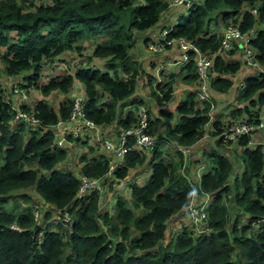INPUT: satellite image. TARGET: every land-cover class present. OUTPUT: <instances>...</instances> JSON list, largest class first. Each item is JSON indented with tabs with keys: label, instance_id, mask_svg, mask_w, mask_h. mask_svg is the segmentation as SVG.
Here are the masks:
<instances>
[{
	"label": "trees",
	"instance_id": "16d2710c",
	"mask_svg": "<svg viewBox=\"0 0 264 264\" xmlns=\"http://www.w3.org/2000/svg\"><path fill=\"white\" fill-rule=\"evenodd\" d=\"M170 1L0 0V69L10 76L30 71L23 75V85H34L44 95L68 92L77 79L85 90L86 117L97 124L116 121L117 126H129L136 120L135 109L118 116L117 110L135 91L141 72L130 49L137 32L157 22ZM186 6L167 37L182 36L193 45L187 51L183 79L196 82L195 89L196 50L213 54L220 41L221 31L210 29L212 17L224 24L232 19L243 31L252 29L250 47L263 69L244 78L236 96L237 103L243 104L231 114L243 112L247 119L258 120L264 104V25H256L264 24V0H190ZM86 41L93 45L87 59H102V67L87 63L73 73L60 72L39 82L44 61L49 63L69 49L83 53ZM233 49L228 51L233 53ZM239 65L237 59L213 55L209 92L211 88L227 91L232 81L224 75L234 73ZM173 81L156 82L152 93L158 105L171 98ZM5 97L0 81V264H264L262 144L250 145V132L235 137L243 169L232 181L233 163L218 149L207 152L209 165L206 160L197 163V169L202 168L193 172L192 153L185 155L170 146L175 142L192 146L202 138L214 104L211 96L199 99L195 90L189 91L176 106L174 123L171 111L152 116L147 107L149 131L157 136L156 144L151 150H129L113 176H107L110 159L104 146L105 153L97 151L84 134L76 139L86 147L78 156L79 170L63 165L71 152L54 142L51 126L68 117L71 98L57 110L46 99L38 100L33 112L39 123L29 124L12 121L11 103ZM231 122L212 120L209 134L217 138L216 145H221L222 131ZM145 163L149 175L143 182L131 183L129 195L117 190L104 194L130 169ZM80 173L101 179L102 190L87 187L79 194ZM207 193L211 199L205 207V221L210 230L196 233L194 225L182 218L184 214L179 218L177 214L186 211L192 196L202 202ZM224 194L232 197L231 211ZM37 198L57 211L70 212V228L46 222L49 208L43 221L35 220ZM176 220L182 222L178 228L171 225ZM167 230L176 236L168 239Z\"/></svg>",
	"mask_w": 264,
	"mask_h": 264
},
{
	"label": "crops",
	"instance_id": "0c3cea01",
	"mask_svg": "<svg viewBox=\"0 0 264 264\" xmlns=\"http://www.w3.org/2000/svg\"><path fill=\"white\" fill-rule=\"evenodd\" d=\"M182 5L183 4H171L170 3L169 7L160 14V17L158 19L159 21H161L160 24H157L159 22L157 20V22H155L150 27L137 32V35H136L137 42L130 49V53L132 54L133 58H135L136 60L140 62L141 72L139 73L137 77V85H136L135 91L133 92V94L135 93L134 96L133 94H131L129 97H127L125 100L121 102V105L119 106L117 110L118 112L117 116L120 114L121 115L124 114L128 109H133L132 106L134 103H132V101L140 99L139 97L140 95L152 93V90H153V88L151 87L152 83L162 81L165 78L167 79L173 78L174 80L173 81V93H172L171 98L162 105H158L156 103V100H154L151 103V106L147 103L148 105L147 107L150 110V113L152 114V116H160L162 111L163 112L171 111L173 113V117L171 118V121L174 123L178 117V113L176 112L177 104L179 103L181 99H184L186 97L189 91L195 90L196 82H188L183 79L184 76L187 74V71L184 68V64L187 61L186 60L187 57L183 55L182 50L179 48L177 44H172L171 46H168L167 48H165L164 50L160 52L152 51L148 47V43L159 36V32L163 27L169 28L177 22L178 16L182 14L183 12H185L186 7H187L186 6L187 4L184 5L185 7ZM182 8L184 9L182 10ZM212 18L213 19L210 23V29L220 33V31H222L224 22L218 17L216 18L214 16ZM256 26H259V24ZM89 42H91V44L88 47L87 54L91 52V49L93 46L92 41H89ZM213 55H220V56H223V58L225 59H228V58L237 59L239 60L240 65L237 71H235L234 73H228L224 75V76L229 77L232 81V84L227 91H219L214 88L210 89V96L214 104L209 113L210 119L203 126V128L205 129L204 134L202 138L199 139L197 142L198 149H199V145H202L203 141L206 138H208L209 136L212 137L209 134V132L211 129V122L216 117L220 118L221 122L226 123V124L234 120H244L248 118V116L243 112L232 115L231 111L233 109H236L238 106H240V104H243V103L235 102V98L238 94V91L240 90V85L244 82V78L248 75L256 74L263 69L262 66L258 63V61H256L253 64L246 63L245 60L243 59V56L240 53V47L238 49L236 48L233 49V53L232 51H218V52H214ZM83 63L84 64L86 63L84 61V56H79L77 52L73 50H70V49L66 50L62 52L61 54H59L51 63H48L45 61L43 62L42 75L39 79V82L44 83L50 76L59 74L60 72L73 73L76 67L80 66ZM61 64L65 66L62 68ZM68 64H70L72 67L69 68ZM91 64H96L98 67H102L103 60L93 58L91 60ZM56 67H59L58 70L56 69ZM43 68H45V71L43 70ZM1 70H0L1 74H5L4 79H2L0 76V81L5 87L6 96L13 103H15L16 98L11 93V89H10L11 85L13 84L14 81L22 80L23 75L28 74L30 71H26L25 73L23 71L19 74L10 76V75H7L3 70L2 71ZM150 78L152 79L151 82H150ZM149 86H150V92L149 90H146V89H149ZM139 89H143V90L140 91ZM77 93H81L85 95V90H84L83 84L79 80L75 79L73 81V85L71 86L68 92H61V93L58 92L59 95L57 98V103L53 104L52 94L57 95V92L52 91L48 95H44L40 91V89L34 87V85H31L28 103L34 109L35 104L38 100L46 99L48 103L51 104V106H53V108L57 110L61 102L65 101L68 98H72ZM37 94H39L40 97L35 98V95ZM172 104H173V107L170 106ZM116 123H117L116 121H113L109 124H100L98 130H91V131L87 130L84 133V135H87V141L89 142V144H93V145L95 144V146L99 148V150L98 149L96 150L101 151L100 146H97V144L94 142L101 140L103 136L110 135L111 137H113L112 134L117 126ZM72 125H73V122L65 119V120H59L57 124H55L54 126H51V128L55 132L56 135H58L59 133H66V135L69 136L70 134L69 131L72 129ZM250 134H251V140L249 144L250 145L258 144V143L262 144L263 150H264V130L255 129L252 132H250ZM212 138H215V137H212ZM230 141L231 142L228 145V147L236 148L235 149L236 151H234L233 157L229 156L233 163L234 162L233 158H238L236 155V152L238 151V149L240 151L241 147L236 143L237 139L232 138L230 139ZM76 147H77V142H75V145L71 148L72 151H70L71 152L69 155L70 158L69 157L66 158L64 161V164L70 167H72L71 165H74V170L75 169L79 170L81 163L79 162L78 155H76L77 154ZM83 150H86L85 146ZM199 150L201 151V149ZM202 151L200 155H197V158H199V160L202 158ZM105 152L108 154V157H110L109 152L107 150ZM240 164H242V161H240ZM233 165L236 166V169L238 170L239 168L238 163H233ZM148 167L149 166H145V164H143V166L140 165L139 167L130 169L129 173L127 174V177H124L125 181L129 185L133 182H139V178H143V181H144L148 177L149 172H150V170H148L150 167L149 168ZM242 169L240 170V172L242 171ZM117 187H118L117 189L115 187L116 190H118L121 187L120 184H118ZM124 189L125 188L122 189V192L125 195H129L130 187L126 188L125 190ZM43 205L44 207H47L51 210L50 211L51 214L55 210V207L52 204H49V205L43 204ZM101 205H103V201Z\"/></svg>",
	"mask_w": 264,
	"mask_h": 264
},
{
	"label": "built area",
	"instance_id": "2783aa9c",
	"mask_svg": "<svg viewBox=\"0 0 264 264\" xmlns=\"http://www.w3.org/2000/svg\"><path fill=\"white\" fill-rule=\"evenodd\" d=\"M190 0H171V4H188ZM170 31V28L163 27L159 36L148 43L150 50L155 52H160L171 46L172 44H177L182 50L183 55L188 57L187 51L190 50L193 45L185 37L179 36L175 38H168L167 34ZM252 29L250 30H241L237 22H233L230 19L227 23L224 24L218 48L215 52L218 51H228L233 49L236 44H240V53L243 56V59L248 64H253L256 62V52L253 48L250 47V36ZM213 64V54L203 53L199 50H196L195 56V68L198 75L197 87L195 89L196 96L199 99H209V79L211 75V67ZM244 84L240 85V89L243 88ZM11 92L15 96L16 101L13 103L7 96L5 97L6 101L11 103L12 107V121L15 123L25 122L29 124L39 123V119L35 116L33 108L29 105V91L26 86L23 85L22 80L14 81L11 85ZM84 94L77 93L72 99V105L70 113L66 120L73 122L72 129L69 131V136L66 133H59L55 136L54 142L58 146H64L67 148L68 152L71 151V148L75 145L76 139L80 134H84L87 130H98L100 124L95 123L92 119L85 116L83 107H84ZM136 120L134 123L129 126L118 125L114 132L113 137L103 136L101 142L104 148L110 154V161L107 171V176H113L114 171L118 165L124 159L125 154L129 150H133L136 147H145L151 150L157 141V136L149 131V113L147 106L140 102L137 103L136 108ZM255 129L264 130V104L261 105L259 111L258 120L255 119H244V120H234L231 124L225 126L222 131L223 140H228L235 138L241 133L252 132ZM173 149H177L183 154L187 155L193 152L191 145H185L182 143H172L170 145ZM70 158V156L68 155ZM67 157V158H68ZM81 178V183L79 186V194H81L87 187H95L102 190L103 184L102 180L97 177H88L85 174H79ZM35 208L33 210L34 219L40 221L44 215L47 207H44L42 199H36ZM206 197L202 202H198L195 196H192L188 203L185 206L186 211L184 212V217L187 219V222L194 225V230L196 233H201L209 231V225L206 223L205 218L207 211L205 209L207 204ZM47 204V203H45ZM46 222L50 223H61L63 226H70L72 222V214L68 211L60 212L55 209L51 216L46 219ZM180 226V224H178ZM16 228V225H12ZM56 227V226H54ZM43 232L39 230L38 236H36V243H39L41 240L40 234Z\"/></svg>",
	"mask_w": 264,
	"mask_h": 264
},
{
	"label": "rangeland",
	"instance_id": "374dc122",
	"mask_svg": "<svg viewBox=\"0 0 264 264\" xmlns=\"http://www.w3.org/2000/svg\"><path fill=\"white\" fill-rule=\"evenodd\" d=\"M140 1V0H139ZM182 6H184V5H182ZM185 7V6H184ZM184 8H182V10H183ZM187 9V8H186ZM186 11V10H185ZM159 21V20H158ZM160 22L161 21H159L157 24H160ZM156 24V25H157ZM263 25L264 24H259V26L260 27H263ZM136 42H137V38L135 39V44H136ZM90 44H91V42H85V48H84V50L82 51L83 53H78L77 52V54L79 55V56H84V61L86 62L85 64H87V63H91V60H88L87 59V50H88V47L90 46ZM52 62V61H51ZM51 62H49V63H51ZM76 62V61H75ZM47 64V63H46ZM45 64V65H46ZM71 64H73V63H71ZM62 66V68L65 66V65H63V64H61ZM81 65H84V63L83 64H81ZM94 65H96V64H94ZM67 66V65H66ZM68 66H69V68H71L72 66L70 65V64H68ZM58 68L59 67H56V69L58 70ZM69 68H68V70H69ZM1 70V69H0ZM43 70L45 71V68H43ZM2 71V70H1ZM28 71V70H27ZM26 71H24V73H25ZM0 76H1V78L2 79H4L5 78V74H1V72H0ZM147 78V77H146ZM167 80V78H165V79H163L162 81H166ZM155 85H156V83H152L151 84V87L152 88H155ZM177 87V86H176ZM27 89H28V91L30 92V87H27ZM140 91L141 90H143V89H139ZM146 90H149V92H150V86H149V89H146ZM55 92H57V91H55ZM59 93H61V92H59ZM176 93V92H175ZM135 94V93H134ZM134 94H133V96H134ZM58 92H57V95H55V94H52V98H53V104H56L57 103V98H58ZM38 97H40L39 96V94H37V95H35V98H38ZM136 97V96H135ZM140 97V99L144 102V104L146 105V106H148L147 105V103L151 106V103L155 100V98H154V95H153V93H149V94H145V95H140L139 96ZM235 102H237L236 101V98H235ZM137 103L138 102H135L134 104H133V106H132V108L133 109H135L136 108V105H137ZM171 107H173V104L172 105H170ZM169 110V109H168ZM99 133H100V131H99ZM98 133V134H99ZM216 137L215 138H212V137H208V138H206L204 141H203V144L202 145H199V149H201V151H202V158L199 160V158H197V155H200L201 154V151L197 148L198 147V145H197V142L194 144V145H192V148H193V152H192V155H191V158H190V164H191V169H190V171H192L193 170V172L195 171V170H199L200 168H202V166H199V169H197L198 167H197V164L196 163H199V164H201L203 161H207V164L209 165V161H210V159L207 157V152L209 151V150H211V148H216V149H218L219 151H221L222 153H225L226 155H228V156H232L233 157V154H234V151H236L235 149L236 148H233V147H228V145L230 144L228 141H230V140H223V138H222V140H221V145L218 143V145H216ZM88 142V141H87ZM94 143H96L97 144V146H100L101 147V151H103V144H100V141H95ZM172 143V142H171ZM222 143H223V145H222ZM88 144H89V142H88ZM83 144H82V142H79V143H77V147H76V155H78L79 156V153H81L82 151H84L83 150ZM199 150V151H198ZM72 151V150H71ZM238 151H239V149H238ZM195 152V153H194ZM233 160H234V162L233 163H238V165H239V168H238V170L236 169V166H234L233 165V171H232V175L230 176V178H229V180L230 181H232L233 180V177L232 176H235V174H239V172H240V170L242 169V167H243V165L242 164H240V159H238V158H233ZM71 162V161H70ZM69 162V163H70ZM64 166H67V165H65V164H63ZM236 165V164H235ZM73 168H74V165H71ZM143 166V165H142ZM145 166H147V163H145ZM149 168V167H148ZM147 170V169H146ZM148 170H150V168L148 169ZM146 172V171H145ZM130 175V174H129ZM125 177H127V175L125 176ZM147 179V178H146ZM143 181V178H139V182H142ZM118 184H120V188L117 190L118 192H121V193H123L122 192V189L123 188H129L130 187V185L125 181V178L123 179H121L119 182H114V186H113V189H108V188H106V194H111L112 193V191L113 190H116L118 187H117V185ZM115 187H116V189H115ZM124 189V190H125ZM108 192V193H107ZM104 193V194H105ZM224 196V198H225V200H226V202L228 203V206H229V209H230V211H231V200H232V197H231V195L230 196H227L226 194H224L223 195ZM206 199H207V202L211 199V195L209 194V193H207L206 194ZM12 206V204H11V202H9V203H7L6 204V209H10V207ZM107 206H105V208H106ZM180 214H184V212H180L179 214H177V217L179 218V216H180ZM233 217H234V215L232 214V219H233ZM182 218L184 219V216H182ZM242 218V217H241ZM41 220L43 221L44 220V215L42 216V218H41ZM185 220V219H184ZM246 219L245 218H242L241 219V221H245ZM185 222V221H184ZM174 223V224H173ZM173 223H171V225L172 226H175L176 228H178V224H180V226L182 225V222L181 221H178L177 222V220H176V222L174 221ZM61 226L63 227V224H61ZM60 227V226H59ZM65 228L67 229V228H70V226H65ZM171 234H172V236H171ZM166 235H167V238L168 239H172L173 237H175L176 236V234H173V233H171V232H169L168 230L166 231ZM171 236V237H170Z\"/></svg>",
	"mask_w": 264,
	"mask_h": 264
}]
</instances>
